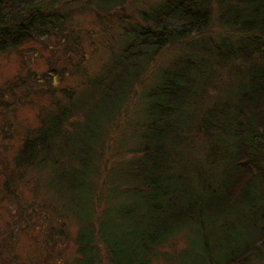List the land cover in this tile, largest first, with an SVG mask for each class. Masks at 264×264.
I'll use <instances>...</instances> for the list:
<instances>
[{
    "label": "trees",
    "instance_id": "obj_1",
    "mask_svg": "<svg viewBox=\"0 0 264 264\" xmlns=\"http://www.w3.org/2000/svg\"><path fill=\"white\" fill-rule=\"evenodd\" d=\"M75 1L0 0V52L42 37L80 42L69 26ZM120 2L87 4L102 14ZM137 19L118 25L117 42L72 86H52L67 74L55 68L45 75L48 88L29 71L7 82L22 86V95L39 97L46 89L51 96L38 104L37 124L12 156L16 178L36 171L37 185L53 192L61 228L65 217L76 222L68 264H151L156 257L167 264H233L264 226V0H159L138 10ZM168 46L176 54L147 74ZM80 67L78 60L73 73ZM135 97L142 104L130 130L124 114ZM121 128L133 139V154L106 178L105 151ZM116 142L120 148L122 140ZM193 147L189 160L183 154ZM238 206L244 207L238 221L248 223L244 235H223L226 244L211 252V229L227 226ZM189 231L201 239L196 256ZM176 237L183 240L179 248L171 247ZM44 246L50 260L56 245ZM178 252L183 263L172 258Z\"/></svg>",
    "mask_w": 264,
    "mask_h": 264
},
{
    "label": "rangeland",
    "instance_id": "obj_2",
    "mask_svg": "<svg viewBox=\"0 0 264 264\" xmlns=\"http://www.w3.org/2000/svg\"><path fill=\"white\" fill-rule=\"evenodd\" d=\"M89 1L93 3L96 0H76L73 5H69L70 10L74 11L69 26L74 35L76 33L80 37V42L77 43L74 38H70L67 46L60 39L50 36L42 37L40 41L26 42L14 50L0 52V264H68L69 256L74 251L72 235L76 228V222L70 217H65L63 218L65 223L62 230L60 222L57 220L59 216L55 211L53 192L46 185L44 187L37 185V172L28 171L20 180L16 178L19 175L16 173L18 169L11 163L22 134L37 124L38 104H47L51 96L45 93L46 89L39 97L33 96L32 93L22 95L24 93L22 86H10V84L7 85V82L15 76H23L29 71L35 74L34 77L41 79L37 85L48 88L51 81L45 75L48 70L55 68L57 74L67 71L62 79L58 76L54 78L52 86L55 89L74 85L84 74V71L92 72L96 69L104 58L105 48L110 46L111 40H114V43L117 42L120 31L119 24L139 23L137 19L138 10L146 9L159 0H121L119 5L113 6L108 12H102V14L94 11V6L87 4ZM84 4L86 5L82 7L81 5ZM77 8L80 9L75 10ZM66 47L68 50H73L70 55H66L67 50L64 49ZM175 52V48L169 46L163 48L160 54L155 56L153 66H150L147 74H152L157 67L164 66L176 54ZM83 55L86 57L84 58ZM78 60L81 61V70L75 74L73 72ZM150 78L151 75L146 77L144 82L136 88V91L143 90L144 84ZM151 80L152 78L149 81ZM210 92L214 94L213 88L210 89ZM14 95L18 98L22 96V101L17 100L18 103H14ZM141 104V100L139 101L135 97L131 106L125 110L124 115L128 119V123L124 122L126 129L130 127L131 130L132 124L138 121L137 109ZM110 137L112 138L111 146L105 151L107 159L105 167L108 169L106 178L113 174L119 162L123 163L133 154L128 152L133 146V139L125 134L124 129H119ZM116 140H122L120 148H117L119 145H117ZM194 154L195 148L193 147L183 155L189 160H194ZM190 175L191 173L187 175V178ZM47 176L48 179H52L50 171L49 173L45 171L44 178L46 179ZM9 177H11V180L8 181L10 189L7 190L4 187V181ZM49 184L55 189V184L52 182ZM261 191H264V180ZM204 197L209 198L210 196L204 194ZM65 207L69 209V206L66 205ZM243 209V206L234 207L231 214L225 218L226 221H229L227 226L220 228V226L215 225L211 229V234L207 238L208 249L211 252L215 251L218 242L226 244L223 235L224 237L235 235L240 239L244 235V224L248 223L243 224L238 221V219L240 220V211ZM229 210L227 208L226 211ZM45 214H48L49 218H46ZM185 237L190 238V240L193 239L190 242L192 250L190 256L193 254L196 256L198 250L201 249L199 234L189 231ZM254 239V247L248 250L244 258L239 256L241 258L233 264H264V226L258 230ZM46 240L49 241V244L56 245L54 252L50 253V260L44 257ZM182 245L183 240L176 237L171 247L179 248ZM163 249L170 250V248L165 247ZM172 258L179 263H183L185 260L182 257V252L173 254ZM57 260L58 263H56ZM151 264L167 263L156 257Z\"/></svg>",
    "mask_w": 264,
    "mask_h": 264
}]
</instances>
